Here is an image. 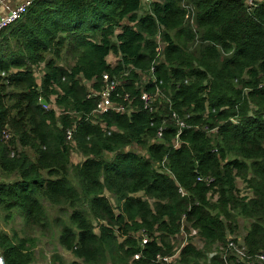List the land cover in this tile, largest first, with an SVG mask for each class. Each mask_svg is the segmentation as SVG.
Returning <instances> with one entry per match:
<instances>
[{"label": "trees", "instance_id": "1", "mask_svg": "<svg viewBox=\"0 0 264 264\" xmlns=\"http://www.w3.org/2000/svg\"><path fill=\"white\" fill-rule=\"evenodd\" d=\"M104 74L125 112L95 113ZM0 178L6 220L46 231L45 202L70 210L59 244L71 264H227L207 254L239 218L253 260L229 264H259L264 1L33 0L0 33ZM193 231L203 250L180 245ZM36 244L0 231L6 264H33Z\"/></svg>", "mask_w": 264, "mask_h": 264}, {"label": "rangeland", "instance_id": "2", "mask_svg": "<svg viewBox=\"0 0 264 264\" xmlns=\"http://www.w3.org/2000/svg\"><path fill=\"white\" fill-rule=\"evenodd\" d=\"M108 60L111 63H115L114 58L112 56ZM62 63L67 66L72 64L69 62V60H63ZM131 150L134 151L136 149L132 147ZM30 155L33 156L32 152H30ZM71 160L72 163L76 165L81 163L84 158H82L78 154L73 153ZM2 177L3 176H1V178ZM73 182L74 184H76L75 180H73ZM238 186L242 192V195L246 196V192H248V190L245 189V185H243L241 180L238 181ZM45 203L48 213L50 230H30L25 226V222L23 221V219H21L20 216H18V214H14L12 219L6 220V213L0 210V231L8 233L10 236H13V234H17L18 237L36 238L37 244L35 248V261L33 264H71L73 261L76 260L74 255L71 252L62 248L59 244V237L62 231L61 227L63 225L62 223L67 225L70 224L69 218L67 217L70 210L66 209L63 212H60L59 208L50 206L47 202ZM57 218L60 221L59 225H57V223L55 222V219ZM250 223L251 222L246 221L243 218H239V227L236 233L230 235V238L243 241ZM194 232L196 231H193L190 234L184 232V234H182L181 238L179 239L180 245L184 246L185 244L191 242L198 249L203 250L205 242L202 241V239L197 234H194ZM218 246L219 248H217V245L213 246L214 248L212 247L211 251L207 254L208 260L215 254L219 253V249L221 251L220 247H224L220 245Z\"/></svg>", "mask_w": 264, "mask_h": 264}, {"label": "built area", "instance_id": "3", "mask_svg": "<svg viewBox=\"0 0 264 264\" xmlns=\"http://www.w3.org/2000/svg\"><path fill=\"white\" fill-rule=\"evenodd\" d=\"M46 1H54V0H46ZM144 2H151L153 0H143ZM246 7L249 10L255 9L263 0H243ZM10 0H0V33L9 27L13 26L16 22L21 20L24 15L28 12L29 7L31 6L33 0H25L24 2L13 5L10 3ZM103 81L105 82L104 90L99 94L100 100L97 104V109L95 113L97 114H106L111 111L117 112H125V107L123 105H116L111 97L113 93L116 91L118 83L112 81L108 74L103 75ZM127 100V97L125 98ZM141 100L144 104V108L146 110L153 111L152 103L155 101L154 97L148 94H144L141 97ZM45 109H49L47 105H43ZM180 128H184L186 125L185 123L179 121L178 122ZM160 132H163L161 130ZM9 136H6L8 138ZM161 137V133H160ZM179 137V136H178ZM68 140L72 139V133L68 132L67 136ZM178 144L176 145V147ZM202 181V179H199ZM1 181V178H0ZM211 183L212 180H209ZM196 234V232H194ZM147 242V239H144V244ZM224 251L223 259L229 264L230 258H234L236 262L247 263L253 260V257L248 254V249L244 243V241H239L234 238H229L228 245L225 248H221ZM138 258V256L136 257ZM173 258H161L158 257V260H162L164 262H171ZM259 264L264 263V255H261L256 258ZM0 264H6L4 258L0 255ZM233 264V263H231Z\"/></svg>", "mask_w": 264, "mask_h": 264}, {"label": "crops", "instance_id": "4", "mask_svg": "<svg viewBox=\"0 0 264 264\" xmlns=\"http://www.w3.org/2000/svg\"><path fill=\"white\" fill-rule=\"evenodd\" d=\"M11 2V4H13V5H18V4H20V3H22V2H24L25 0H10ZM264 1V0H263Z\"/></svg>", "mask_w": 264, "mask_h": 264}, {"label": "water", "instance_id": "5", "mask_svg": "<svg viewBox=\"0 0 264 264\" xmlns=\"http://www.w3.org/2000/svg\"><path fill=\"white\" fill-rule=\"evenodd\" d=\"M42 101V104H46V102L44 100H41Z\"/></svg>", "mask_w": 264, "mask_h": 264}]
</instances>
